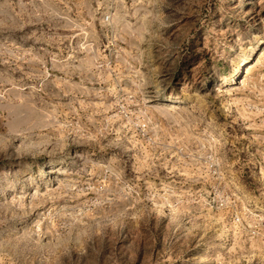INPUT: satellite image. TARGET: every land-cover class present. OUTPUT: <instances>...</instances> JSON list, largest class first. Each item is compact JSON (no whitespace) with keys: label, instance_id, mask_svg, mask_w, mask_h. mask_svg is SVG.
Segmentation results:
<instances>
[{"label":"rangeland","instance_id":"1","mask_svg":"<svg viewBox=\"0 0 264 264\" xmlns=\"http://www.w3.org/2000/svg\"><path fill=\"white\" fill-rule=\"evenodd\" d=\"M0 264H264V0H0Z\"/></svg>","mask_w":264,"mask_h":264},{"label":"built area","instance_id":"2","mask_svg":"<svg viewBox=\"0 0 264 264\" xmlns=\"http://www.w3.org/2000/svg\"><path fill=\"white\" fill-rule=\"evenodd\" d=\"M110 18H111L110 15H107V16L105 17L104 21H105V22H109V21H110Z\"/></svg>","mask_w":264,"mask_h":264}]
</instances>
